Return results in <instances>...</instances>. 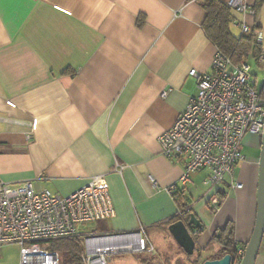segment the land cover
<instances>
[{
    "label": "crops",
    "instance_id": "crops-1",
    "mask_svg": "<svg viewBox=\"0 0 264 264\" xmlns=\"http://www.w3.org/2000/svg\"><path fill=\"white\" fill-rule=\"evenodd\" d=\"M204 1L0 0V181L30 182L67 197L103 175L116 215L90 223L92 233L144 228L153 246L172 235L180 208L167 189L177 184L202 223L192 232L194 259L220 258L213 239L228 225L235 241L247 245L260 155L245 157L230 179L243 187L228 191L227 180L214 189L206 184L208 170L180 185L186 159L167 158L160 144L197 95L190 72L213 70L218 49L204 29ZM244 2L249 10L232 9V32L241 36L248 25L264 54V0ZM244 145L261 150L262 138L247 135ZM219 192L225 199L213 211L208 200ZM6 246L0 264H8Z\"/></svg>",
    "mask_w": 264,
    "mask_h": 264
},
{
    "label": "built area",
    "instance_id": "built-area-1",
    "mask_svg": "<svg viewBox=\"0 0 264 264\" xmlns=\"http://www.w3.org/2000/svg\"><path fill=\"white\" fill-rule=\"evenodd\" d=\"M228 5L240 12L249 10L244 0H228ZM242 31L248 34L253 30L243 25ZM190 76L197 80V95L190 99L173 127L160 137V144L167 158L186 159L180 185L190 183L192 173L208 170L205 182L214 189L225 183L227 175L232 178L245 160V137L263 138L264 95L250 65L235 64L221 51L214 56L210 74H199L194 69ZM103 181V175L93 177L67 197L50 190L37 191L30 182L14 186L0 181V247L19 245L20 264H62L60 254L50 250L47 242L80 236L81 226L116 215L112 196ZM229 186L243 187L232 180ZM178 189L179 185L174 184L167 192L174 196ZM219 199V193L210 196L208 203L212 209L220 208ZM190 210V206L179 209L177 215L183 218ZM83 238L88 254L82 256L83 264H107L105 255L110 254L156 253L144 228L132 234L92 233ZM244 254L245 249H240V261Z\"/></svg>",
    "mask_w": 264,
    "mask_h": 264
},
{
    "label": "trees",
    "instance_id": "trees-1",
    "mask_svg": "<svg viewBox=\"0 0 264 264\" xmlns=\"http://www.w3.org/2000/svg\"><path fill=\"white\" fill-rule=\"evenodd\" d=\"M262 2L263 0H256V5H260ZM203 6L207 12L204 29L210 40L216 45L218 51L228 56L235 64L247 62L250 57H253L255 62L264 68L262 42L258 41L257 35L254 32L255 30L248 34L243 33L238 37L233 34L231 28L234 18L232 8L228 5V0H205ZM262 95H264V88L262 89ZM181 192L182 190L178 189L174 197L179 203V208L183 210L189 205L185 202L187 199ZM219 196L220 207L225 199V193L219 192ZM213 211L216 210L213 209ZM191 214L192 209L186 216L188 217ZM180 220L182 219L176 215L172 221L174 223ZM213 240L221 245L220 258L226 254H230L232 255L233 263L240 264L238 252L240 249H246V245L235 241L232 225H228L224 230L218 231ZM47 246L50 250L62 255L67 263L83 264L82 256L85 252V247L81 236L52 240L47 242ZM193 264H200V261L195 259Z\"/></svg>",
    "mask_w": 264,
    "mask_h": 264
},
{
    "label": "rangeland",
    "instance_id": "rangeland-1",
    "mask_svg": "<svg viewBox=\"0 0 264 264\" xmlns=\"http://www.w3.org/2000/svg\"><path fill=\"white\" fill-rule=\"evenodd\" d=\"M247 63L251 67L253 76L258 83V88H260L264 82V68L261 67L259 64H257L253 59V57H250ZM242 151L247 159L261 154V150H255L249 145L246 146L244 145L242 147ZM238 170L239 168L235 169L233 177L236 175ZM230 179L231 176L227 175L226 180L229 181V183L231 184ZM230 189L231 187L229 186L228 191ZM93 227H94L93 224H87L81 226L79 228V235L83 238L86 235L92 234ZM83 243L85 247V252L83 256H88L86 252V241L84 240V238H83ZM154 244H155L154 247L156 252L154 254L119 253V254H110L108 256L105 255L107 264H193V262L196 259V258L194 259V257L196 256L195 254L193 256H188L183 251V249L177 244L176 240L174 239V237H172V235L157 237L155 238ZM263 256H264V241L262 243L261 250L257 259V264L259 259ZM60 257L62 264L67 263L62 255H60ZM4 259L8 264H14L18 261L20 264V260H21L20 248L15 245L6 246Z\"/></svg>",
    "mask_w": 264,
    "mask_h": 264
},
{
    "label": "water",
    "instance_id": "water-1",
    "mask_svg": "<svg viewBox=\"0 0 264 264\" xmlns=\"http://www.w3.org/2000/svg\"><path fill=\"white\" fill-rule=\"evenodd\" d=\"M202 228V223L195 214L189 216L188 221L174 222L169 230L188 256H193L196 249V241L192 232ZM264 239V136L259 164V180L257 193V216L253 234L246 245L245 254L240 264H256ZM201 264H234L232 255L226 254L219 259L205 260Z\"/></svg>",
    "mask_w": 264,
    "mask_h": 264
},
{
    "label": "flooded vegetation",
    "instance_id": "flooded-vegetation-1",
    "mask_svg": "<svg viewBox=\"0 0 264 264\" xmlns=\"http://www.w3.org/2000/svg\"><path fill=\"white\" fill-rule=\"evenodd\" d=\"M186 217H187V216H185V217H183V218H181V219L184 220V219H186Z\"/></svg>",
    "mask_w": 264,
    "mask_h": 264
}]
</instances>
